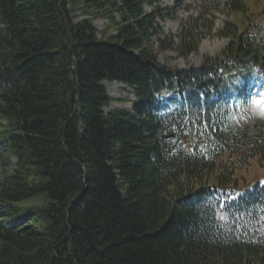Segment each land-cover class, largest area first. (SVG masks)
Masks as SVG:
<instances>
[{
	"label": "trees",
	"instance_id": "trees-1",
	"mask_svg": "<svg viewBox=\"0 0 264 264\" xmlns=\"http://www.w3.org/2000/svg\"><path fill=\"white\" fill-rule=\"evenodd\" d=\"M157 1L0 0V264H264V182L231 185L264 157V17L226 22L219 57L170 69ZM104 81L134 89L132 113L104 111Z\"/></svg>",
	"mask_w": 264,
	"mask_h": 264
},
{
	"label": "rangeland",
	"instance_id": "rangeland-1",
	"mask_svg": "<svg viewBox=\"0 0 264 264\" xmlns=\"http://www.w3.org/2000/svg\"><path fill=\"white\" fill-rule=\"evenodd\" d=\"M225 1L159 0L158 8L167 12L169 17L160 23V32L152 43L158 63L170 69L199 66L207 60L219 57L226 47L229 37L224 36V32L222 33L226 22H233L234 28L240 31L247 27L250 21L262 19L264 0H244L246 6L244 11L232 14L227 13L224 6ZM146 9L148 10L149 7ZM73 15L75 21L85 17L78 12H74ZM90 17L99 32L98 37H100L107 21L93 15ZM184 43L188 44L189 48L196 47L195 50L187 51L188 49L183 47ZM104 84L110 96L109 105L104 110L120 108L131 111L133 92L116 82L107 83L105 81ZM169 96V93L164 92L160 95V99L165 102ZM253 109L256 110L254 111L256 115L264 121V114H261V110L264 108L253 107ZM222 159L221 166L223 167L232 163L231 159ZM10 163L11 167L15 166L14 157L10 158ZM237 166L231 182L235 188H247L257 179L264 181V157H255ZM3 171L0 166V180H2ZM40 197L34 196L18 202L17 204L21 207L19 216H24L27 208L40 206L43 203Z\"/></svg>",
	"mask_w": 264,
	"mask_h": 264
},
{
	"label": "snow or ice",
	"instance_id": "snow-or-ice-1",
	"mask_svg": "<svg viewBox=\"0 0 264 264\" xmlns=\"http://www.w3.org/2000/svg\"><path fill=\"white\" fill-rule=\"evenodd\" d=\"M252 104L255 107L257 105L264 104V101H253ZM261 114H264V109L261 110Z\"/></svg>",
	"mask_w": 264,
	"mask_h": 264
},
{
	"label": "bare ground",
	"instance_id": "bare-ground-1",
	"mask_svg": "<svg viewBox=\"0 0 264 264\" xmlns=\"http://www.w3.org/2000/svg\"><path fill=\"white\" fill-rule=\"evenodd\" d=\"M104 82H105V81H104ZM104 82H103V83H104ZM106 82H107V81H106Z\"/></svg>",
	"mask_w": 264,
	"mask_h": 264
}]
</instances>
